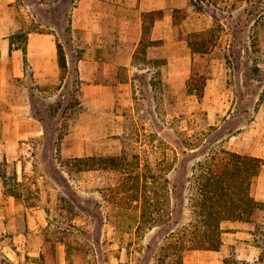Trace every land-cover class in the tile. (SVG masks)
I'll return each instance as SVG.
<instances>
[{
    "label": "rangeland",
    "instance_id": "obj_1",
    "mask_svg": "<svg viewBox=\"0 0 264 264\" xmlns=\"http://www.w3.org/2000/svg\"><path fill=\"white\" fill-rule=\"evenodd\" d=\"M78 1L17 3L16 43L54 32L61 78L38 84L27 64L25 77L12 78L9 103H0V140L5 121L15 122L12 107L24 128L19 146L0 145V176L13 195L0 217V264L5 255L12 264H177L173 250L165 255L160 227L139 228L142 205L127 178L186 182L187 169L191 175L220 148L264 158V0H186L174 12V34L157 41L168 56L140 49L133 66L108 69V82L81 74L84 51L72 28ZM127 29L104 37L128 45L129 55L138 34L125 40L119 31ZM88 155L119 156L124 169L73 167ZM252 192L264 201V167ZM255 222L224 221V237L241 231L227 263L264 264V211Z\"/></svg>",
    "mask_w": 264,
    "mask_h": 264
},
{
    "label": "crops",
    "instance_id": "obj_2",
    "mask_svg": "<svg viewBox=\"0 0 264 264\" xmlns=\"http://www.w3.org/2000/svg\"><path fill=\"white\" fill-rule=\"evenodd\" d=\"M17 3L18 0H0V99L7 103H9L12 78L25 77L27 64L32 68L38 84L55 83L61 78L59 47L54 32H30L27 37V54L22 48L11 46V38L20 32L22 27L18 20L20 9ZM185 4L186 0H79L72 12V28L74 38L78 39L77 46L84 51V56L79 62L83 77L90 79L97 77L98 82H108V78L113 77L108 71L109 68H114L119 63L128 67L133 66L143 35L145 12H157L152 39L159 41L165 39L167 34H174V12L176 8ZM100 5L103 8H100ZM116 7L123 10H117ZM121 27L128 28L124 33L122 30L119 31L124 35L125 40H128V36L131 37L133 33L138 34L136 45L130 48L129 55L128 45H124L121 41V44L116 43L115 39L110 44L104 37L116 36L117 29ZM148 48L149 53L155 57L168 56L164 45L156 43ZM103 60L106 72H98ZM18 109L12 107L8 112L7 118L13 117L15 122L13 123L11 118L5 121L0 145L19 146L24 128L19 121ZM11 197L13 195L7 196L0 176V217L6 209V202L10 201ZM228 233L233 236L227 238L223 236V244L219 250L193 249L185 252L184 264H229L227 259L236 255L232 248L239 241L234 235H239L241 231L238 229ZM237 257L243 258L249 255L239 252Z\"/></svg>",
    "mask_w": 264,
    "mask_h": 264
},
{
    "label": "trees",
    "instance_id": "obj_3",
    "mask_svg": "<svg viewBox=\"0 0 264 264\" xmlns=\"http://www.w3.org/2000/svg\"><path fill=\"white\" fill-rule=\"evenodd\" d=\"M144 16L145 24L138 50L146 54L148 47L157 43L152 39L157 12H145ZM27 36L28 33L25 38ZM11 43L13 48H22L27 54V41L16 43V36H13ZM189 43L192 50L196 51L194 42L189 39ZM120 163L119 156L88 155L73 159V167L79 171L107 167L118 172V168L124 169ZM263 167L264 158L260 156L220 148L211 156L200 159L192 167L191 175L187 169L186 182L178 178L172 180L168 174L162 180L155 173L146 177L140 172L134 173L127 179L133 182L129 194L142 205L139 228L144 223H149L150 228L160 227V232L168 240L163 247L165 255L170 256L173 250L177 264H184V253L189 250H219L223 244L224 221L257 223L255 221L264 211V201L257 199L252 192ZM126 183L121 182L119 187H126ZM4 257L5 264H12L6 255Z\"/></svg>",
    "mask_w": 264,
    "mask_h": 264
}]
</instances>
